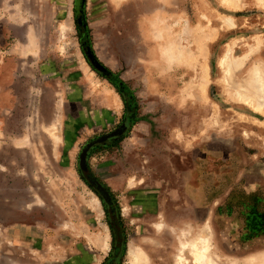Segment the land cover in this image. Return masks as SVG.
I'll use <instances>...</instances> for the list:
<instances>
[{"label":"rangeland","instance_id":"rangeland-1","mask_svg":"<svg viewBox=\"0 0 264 264\" xmlns=\"http://www.w3.org/2000/svg\"><path fill=\"white\" fill-rule=\"evenodd\" d=\"M200 237L264 264V0H0V264Z\"/></svg>","mask_w":264,"mask_h":264},{"label":"bare ground","instance_id":"bare-ground-1","mask_svg":"<svg viewBox=\"0 0 264 264\" xmlns=\"http://www.w3.org/2000/svg\"><path fill=\"white\" fill-rule=\"evenodd\" d=\"M206 252H207V245L205 244L203 237H200L197 241L191 244L190 253L196 264H213L212 261H210L209 258H207L208 253L206 256ZM128 258L130 264H143L142 261L143 259L145 260L143 255L141 256L139 252H137L132 248H130L128 251Z\"/></svg>","mask_w":264,"mask_h":264}]
</instances>
